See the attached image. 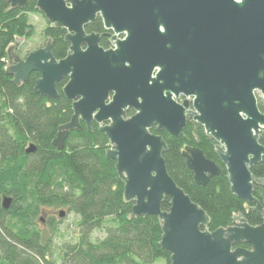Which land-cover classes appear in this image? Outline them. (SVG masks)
<instances>
[{"label": "water", "instance_id": "95a60500", "mask_svg": "<svg viewBox=\"0 0 264 264\" xmlns=\"http://www.w3.org/2000/svg\"><path fill=\"white\" fill-rule=\"evenodd\" d=\"M4 1L19 10L29 3ZM37 9L53 28L66 31L69 53L56 59L48 40L23 60L17 39L6 73L17 87L37 73L34 93L50 101L59 98L57 86L68 78L63 95L73 103V116L59 128L54 146L63 150L81 122L90 133L94 122L100 125L113 146L106 157L116 162L125 202L134 203L131 218H159L160 246L171 264H264V224L251 226L239 214L230 227L210 232V217L168 173L167 143L150 133L157 126L179 139L188 118L194 119L216 142L232 194L264 215L254 196L264 179L252 173L264 161L258 101V94L264 101V0H37ZM98 18L115 33V50L101 48L100 35H87L85 28ZM180 95L193 99L192 110L190 101L175 102ZM130 110L135 115L125 119ZM36 150L32 144L27 153ZM183 157L198 186L222 173L197 148L187 147ZM12 203L4 198L3 208Z\"/></svg>", "mask_w": 264, "mask_h": 264}, {"label": "trees", "instance_id": "16d2710c", "mask_svg": "<svg viewBox=\"0 0 264 264\" xmlns=\"http://www.w3.org/2000/svg\"><path fill=\"white\" fill-rule=\"evenodd\" d=\"M33 14L43 16L37 0H29L23 10L0 0V264H171V254L160 246L159 218H131L134 203L125 202L116 162L106 157L111 147L106 136L97 128L93 133L84 128L69 135L63 150L54 146L59 128L73 116L72 103L62 92L67 81L58 85L59 98L50 101L34 93L37 73L20 87L7 75L8 50L18 38L31 36ZM104 31L101 18L87 28L88 33ZM44 36L46 43L52 40L55 58H66V31L48 23ZM107 43L104 39L102 46ZM259 108L264 114L260 97ZM164 138L168 173L210 217V232L230 227L239 214L251 226L264 224V215L253 210L255 204L232 194L216 143L202 126L190 122L180 139L169 134ZM260 142L264 146V134ZM32 144L37 150L28 154ZM187 146L200 149L222 168L206 187L196 184L187 167ZM252 173L264 179V161ZM254 196L264 208V186H256ZM6 197L13 200L9 210L3 208ZM170 201L164 203V211L170 209ZM50 209H66L76 216L74 236L62 233L60 214V220L43 219Z\"/></svg>", "mask_w": 264, "mask_h": 264}, {"label": "rangeland", "instance_id": "374dc122", "mask_svg": "<svg viewBox=\"0 0 264 264\" xmlns=\"http://www.w3.org/2000/svg\"><path fill=\"white\" fill-rule=\"evenodd\" d=\"M30 24L32 25V28L30 29L31 31V36L30 37H20L18 39H20L22 41V46L19 50L18 55H20L21 57H26V55L37 51L38 49L45 47L46 45V39L44 36V31L45 29L48 27V23L47 20L45 19V17L41 16V15H36L33 14L30 17ZM13 46V45H12ZM9 63V62H7ZM258 96L261 98L260 94H258ZM61 212H65V216L62 218L63 224L61 226L62 228V233H64L65 235H67V237L71 238L72 236L75 235V220H76V216L69 214L68 211L66 209H61V210H57V211H53V210H47L43 216V219H48L50 217H56V218H60L59 214ZM67 212V213H66ZM60 220V219H59ZM46 223H43V226L45 227Z\"/></svg>", "mask_w": 264, "mask_h": 264}, {"label": "flooded vegetation", "instance_id": "af4514ba", "mask_svg": "<svg viewBox=\"0 0 264 264\" xmlns=\"http://www.w3.org/2000/svg\"><path fill=\"white\" fill-rule=\"evenodd\" d=\"M89 27V26H88ZM88 27H86L85 28V31H86V33H87V35H92V34H97V35H100L101 36V39H100V47L101 48H103L105 51H110V50H115L116 49V46H115V41H113V37L115 36V33L113 32V31H108V30H106V28H105V26H104V32L103 33H88L87 32V28ZM67 34V33H66ZM104 39H106L107 40V45L105 46V47H103L102 46V41L104 40ZM118 39L119 40H121V41H123V40H125L126 39V35H120V36H118ZM49 40H51V39H49ZM52 41V40H51ZM18 42V41H17ZM17 42L14 44V45H16L17 44ZM48 42V41H47ZM47 44V43H46ZM53 45V44H52ZM21 46H22V42H21V45L17 48V50H16V53L18 54L19 53V50H20V48H21ZM46 46V45H45ZM70 46V45H69ZM40 49H41V47H40ZM83 49L84 50H86L87 49V47L86 46H83ZM39 50V49H38ZM69 50H70V47H69ZM68 53H69V51H68ZM29 55V54H28ZM28 55H26V57L28 56ZM68 55V54H67ZM20 56V55H19ZM26 57H21L23 60L24 59H26ZM67 57V56H66ZM65 59V58H64ZM9 64V63H8ZM158 72H159V69H156L155 70V72H154V77L158 74ZM34 74V73H33ZM31 77V76H30ZM63 81H67V83L65 84V86L68 84V82H69V80H68V78H66V79H64ZM63 81H61V82H63ZM60 82V83H61ZM59 83V84H60ZM58 84V85H59ZM64 86V87H65ZM64 87H63V89H64ZM63 89H62V92H63ZM57 90H58V86H57ZM59 92V91H58ZM59 95H60V93H59ZM112 95L110 96V101H112ZM174 100H175V102L177 103V104H180V105H183L186 101H190L191 102V105H190V108H189V110H192L193 108H192V101H193V99L192 98H187V97H185L184 95H180L179 96V98H177V97H174ZM258 101H259V96H258ZM72 105H73V103H72ZM135 115V112L134 111H132V110H130L129 111V113H128V115H127V117L125 118V119H128V118H130V117H132V116H134ZM190 122H194V123H196L195 121H194V119H191V118H188V123H187V127L189 126V123ZM105 125H109V124H105ZM81 127H82V129H81V131H83V129L84 128H86L87 129V127H86V125H85V123L84 122H81ZM186 127V128H187ZM99 129V131H100V125L98 124V123H96V122H94L93 123V127H92V133H93V131H94V129ZM88 130V129H87ZM186 130V129H185ZM184 130V131H185ZM81 131H77V132H81ZM102 133V132H101ZM150 133L152 134V135H155V136H161L163 139H164V141H165V138H164V136L166 135V134H169L170 136H172L170 133H168L166 130H163V131H161V132H158L157 131V126H154V127H152L151 129H150ZM184 133V132H183ZM103 134V133H102ZM105 135V134H104ZM183 135V134H182ZM173 137V136H172ZM181 138V137H180ZM179 138V139H180ZM166 142V141H165ZM167 143V142H166ZM216 143V142H215ZM111 145V144H110ZM217 145V144H216ZM216 145H215V150H216ZM187 147H190V146H187ZM187 147H185L184 148V150L187 148ZM111 148H113V146L111 145V147H110V149ZM193 148V147H192ZM198 149V148H197ZM184 150H183V152H184ZM200 150V149H199ZM233 222V221H232ZM240 245H242V246H240ZM244 246H248L246 249H250V246L249 245H246V244H239V245H237V247H242V248H245Z\"/></svg>", "mask_w": 264, "mask_h": 264}]
</instances>
